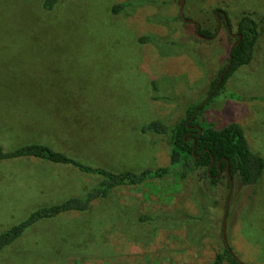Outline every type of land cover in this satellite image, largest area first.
<instances>
[{
    "label": "rangeland",
    "instance_id": "obj_1",
    "mask_svg": "<svg viewBox=\"0 0 264 264\" xmlns=\"http://www.w3.org/2000/svg\"><path fill=\"white\" fill-rule=\"evenodd\" d=\"M43 1L0 0L5 150L41 142L114 172L155 171L171 165L170 144L143 126L173 125L189 105L206 104L201 121L217 128L239 122L251 149L264 157V0H185V17L212 32L217 9L227 12L233 32L244 13L263 27L253 60L208 103L234 38L221 29L219 37L202 39L196 24L180 17V0H59L51 10ZM120 2L134 5L114 13ZM29 31L41 35L40 55L27 44ZM147 34L161 40L140 42ZM202 173L178 175L176 189L175 174L123 186L87 213L40 221L0 255V264H211L226 243L243 264H264V173L253 187L233 178L226 227L228 177L214 186ZM100 180L34 157L0 160V233ZM181 211L204 218L189 222ZM142 215L162 218L149 224ZM205 229L209 239L193 242Z\"/></svg>",
    "mask_w": 264,
    "mask_h": 264
},
{
    "label": "trees",
    "instance_id": "obj_2",
    "mask_svg": "<svg viewBox=\"0 0 264 264\" xmlns=\"http://www.w3.org/2000/svg\"><path fill=\"white\" fill-rule=\"evenodd\" d=\"M58 1L59 0H44L43 7L46 10H51ZM139 1V4L145 2V0ZM129 5H134V3L120 2L115 4L113 12L117 14L124 12ZM228 19L231 27H233L229 17ZM262 30L263 27L253 18L252 14L244 13L241 16L238 21L237 31L241 34L242 38L234 47L232 65L225 73L218 89L208 98L207 103L213 96L225 89L228 78L237 69L243 65L249 64L253 60ZM214 32L205 27L200 31V33L205 36H211ZM157 40H161V38L154 34L143 35L139 38V41L143 43ZM27 44L29 48H31V51L35 53L39 51L36 53L37 55L43 52L40 46L41 35L39 32L29 31L27 34ZM231 46L229 47L227 64L220 70L218 77L212 82L209 93L214 89L220 75L229 64ZM30 60H34V58H30L28 61ZM205 107L206 104L189 105L185 110L184 116L173 125H168L162 120H153L143 126V132L166 136L170 144L169 153L171 165L159 167L155 171L144 170L140 173L133 171L114 172L99 165L94 166L83 162L82 160L76 159L65 152L55 150L48 144L41 142L20 145L12 150H5L4 146L0 143V160L34 157L57 164L71 165L85 174L101 177L100 182L91 189L89 188L83 195L72 196L59 203L40 206L31 212L23 221L1 232L0 255L16 244L26 230L36 225L38 222L47 219L52 220L62 213L71 211H78L83 214L87 213L95 202L101 198L107 197L112 190L123 186H143L149 183V180L162 179L168 175L174 176L175 174L177 175L175 176V183H169V185L172 184L174 189H176L178 186L179 188L181 186L179 176L185 180L189 172H199L201 170L203 171L202 176L204 175L207 177L214 186L220 181L219 173L221 170L228 177L229 186L230 174L234 179H238L244 186H256L264 173V157L251 149L245 130L239 122L233 121L224 127L217 128L214 122L208 120L201 121L200 117L204 114ZM198 127H201V132H199ZM213 158L215 159L214 162ZM228 165L230 167L229 172L227 171ZM179 167L183 168V171L179 172L177 170ZM176 214L178 216L179 214L180 216L183 215L184 220L189 222H196V220L204 218L202 215L199 217L194 214H188L187 212L184 213V211L177 212ZM178 216H175L176 220L179 222L177 225H182L181 219ZM168 217L169 216H167L166 219ZM161 218L160 215H142L140 220L144 223L151 224L156 221L155 219ZM158 228L160 227L154 229L157 230ZM205 231H207V229H205L199 237L197 236L193 242L200 245L205 243L210 235L209 233L204 234ZM224 239L226 241L225 237ZM226 263L242 264L236 255H234L228 243H226L223 249L216 253L211 264Z\"/></svg>",
    "mask_w": 264,
    "mask_h": 264
},
{
    "label": "water",
    "instance_id": "obj_3",
    "mask_svg": "<svg viewBox=\"0 0 264 264\" xmlns=\"http://www.w3.org/2000/svg\"><path fill=\"white\" fill-rule=\"evenodd\" d=\"M184 3H185V0H180V8H179V15L180 17L182 18V20L186 21V22H189V23H194L196 24L197 22L194 20V19H191V18H187L185 17L184 15ZM223 14L225 15L226 17V20H229L228 17H227V14L226 12L224 11ZM198 27L200 28V24L198 23ZM215 38V36L213 37ZM240 38H241V35H240ZM239 42V41H238ZM238 42L234 43L231 48H230V61H229V64L227 65L226 69L222 72V74L220 75L219 77V80H218V83H217V87L215 89H213L214 91H212V93L215 92V90L219 87L225 73L229 70V68L231 67L232 65V60H233V56H232V53H233V50H234V47L238 44ZM199 128V132H201V127H198ZM215 161V159L213 158V162ZM229 165L227 166V171L229 172ZM222 174V171H220L219 173V176ZM233 186H234V180H233V176L230 174V193L228 195V200H227V209H226V214H225V217H224V227H226V220H227V213H228V209H229V202H230V197H231V194L233 192ZM224 237L226 238V233H225V230H224ZM243 264V263H242Z\"/></svg>",
    "mask_w": 264,
    "mask_h": 264
},
{
    "label": "flooded vegetation",
    "instance_id": "obj_4",
    "mask_svg": "<svg viewBox=\"0 0 264 264\" xmlns=\"http://www.w3.org/2000/svg\"><path fill=\"white\" fill-rule=\"evenodd\" d=\"M223 12H224V11H223V10H220V9L216 10L217 27H216L215 32L213 33V35H211V36H205V35L201 34L200 31H201L204 27H203V25H202L201 23H199V22L196 23L197 34H198L202 39L210 40V39H215V38L219 37L221 29H224V30H226V32H227L228 34H230V35L234 38V41H233V43H232V45H233L234 43H236V42H238L239 40H241L242 36H241V38H240V35H241V34H239L238 31L233 32V27H231L229 20H226V17H225V15L223 14ZM227 17H228V15H227ZM198 23L200 24V28L198 27ZM214 36H215V38H213ZM221 171H222V170H221ZM222 174H224V172H222ZM222 174H221V175H222ZM221 175H220V176H221Z\"/></svg>",
    "mask_w": 264,
    "mask_h": 264
}]
</instances>
